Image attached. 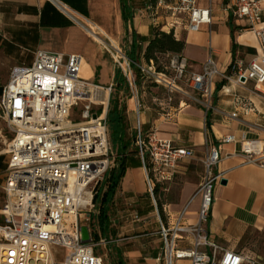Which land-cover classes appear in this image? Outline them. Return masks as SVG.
<instances>
[{
    "label": "built area",
    "instance_id": "built-area-1",
    "mask_svg": "<svg viewBox=\"0 0 264 264\" xmlns=\"http://www.w3.org/2000/svg\"><path fill=\"white\" fill-rule=\"evenodd\" d=\"M156 6L169 11L172 28L180 23L178 13L185 16L188 33L202 32L212 25V7L199 8L197 0H157ZM227 9L235 19L245 22L242 31L257 36L262 56L253 58L246 67L237 61L233 73L228 74L218 67L211 53L202 71H192L188 76L190 87L208 101L214 95L217 77L235 88L249 81L256 86L264 84L262 0H229ZM170 67L175 73L173 78L153 69L143 72L173 93L177 81L185 76L188 62L174 55ZM123 72L132 94L139 98L135 78H130V66ZM113 88L85 78L84 60L77 54L38 51L31 64L11 69L0 97V156L6 163L5 202L0 209V264H107L106 257L97 250L110 241H94L98 215L93 210L95 189L104 181L115 158L108 122ZM99 92L107 97L99 99ZM136 106L134 145L143 164L147 192L155 200L156 185L172 181L180 165L194 152L161 139L157 129L145 132L139 102ZM77 109L80 115L75 121ZM237 142L235 135H228L219 145L208 146L198 189L201 207L197 222H185L184 210L169 226L160 229L165 264L179 260L191 264H257L222 247L205 229L214 190L221 182L216 168L222 160V146ZM241 151L248 162L262 160L264 167V150L258 141H241ZM133 219L138 220L139 215ZM84 227L89 230L90 243L83 242ZM184 241L192 243L175 248L176 243Z\"/></svg>",
    "mask_w": 264,
    "mask_h": 264
},
{
    "label": "crops",
    "instance_id": "crops-1",
    "mask_svg": "<svg viewBox=\"0 0 264 264\" xmlns=\"http://www.w3.org/2000/svg\"><path fill=\"white\" fill-rule=\"evenodd\" d=\"M56 1L75 15L88 18L92 3L97 0ZM110 1L119 7L121 17L120 0ZM138 1L144 0H132L136 6L135 59L145 66L144 53L152 38L153 26L161 25L164 31L174 29L177 39L183 38L187 30L186 24L181 22L172 28L170 17L160 15V8L156 6L155 10H150V2L147 4L145 0V5L138 6ZM228 5L229 0H197L199 8L211 6L213 14L211 26H206L202 32L185 34L183 56L191 72H201L211 53L222 71H228L230 65L237 61H242L246 67L253 58L261 57L259 39L250 31H242L245 22L235 19L227 9ZM262 6L264 20V0ZM76 22L54 0H0V61L8 62V78L14 66L31 64L38 51L66 54L48 44L40 47L43 39L76 32L89 41L87 31ZM230 24L241 28L236 33L238 48L235 58L231 53ZM87 55L92 64L80 55L85 72L87 63L92 69L94 62L90 51ZM115 75L116 72L112 78L105 76L104 85H115ZM89 79H95L93 70ZM224 82L221 77L215 79L214 97L208 109L182 101L180 108H172L174 113H164L155 118L146 111H140L145 132L157 129L161 139L170 140L177 147L191 149L194 155L177 171L183 182L179 202L164 206L162 216L156 201L147 192L138 153L129 157L128 169L114 198L115 214L110 221L113 234L110 235L109 245L113 261L116 262L117 255L123 264H165L161 227L169 226L184 210L185 222H197L201 207L198 189L204 176L208 146L219 145L222 138L235 135L239 142L222 146V160L216 173L227 184H219L214 190V201L205 229L210 238L222 247L238 252L246 259L256 260L257 264H264V167L262 160L248 162L241 151L243 140L258 141L264 150V84L256 86L249 81L246 86L235 88L229 83L223 85ZM133 100H127V117L131 120L134 115L136 124L137 106L134 102V109L131 108ZM234 113H237L235 118L232 117ZM131 137L135 139V134ZM132 143L134 145V141ZM135 214L139 215L138 220L133 219ZM176 264L191 262L179 260Z\"/></svg>",
    "mask_w": 264,
    "mask_h": 264
},
{
    "label": "rangeland",
    "instance_id": "rangeland-1",
    "mask_svg": "<svg viewBox=\"0 0 264 264\" xmlns=\"http://www.w3.org/2000/svg\"><path fill=\"white\" fill-rule=\"evenodd\" d=\"M145 1V0H144ZM144 1H138V6L145 5ZM152 0H146L147 4ZM91 15L88 18H83L76 14L78 21L76 22L79 25L94 27V31L98 34L99 39L93 37L89 33V41H87L84 37L79 35L76 32L67 33L66 35H58L55 37H48L45 40L40 41V47L48 44L49 47L53 48L56 51L63 52L66 54L75 53L77 55L83 56L87 62L92 64L90 57H88L87 52L94 56V62L92 65V70L95 74V79L93 82L104 85L105 76H109L112 78V75L121 68L122 70H128L129 60L126 56V50H128V43L125 39V32L123 22L119 15V7H116L112 4L110 0H97L92 3ZM155 14V13H154ZM159 14L167 17L169 16V11L164 8L159 9ZM177 17L180 19L182 24H186V18L184 15L178 13ZM187 32H184V37ZM171 56H168L169 63L166 64L165 70L167 71V78H173L175 73L173 69L170 67ZM165 63V62H164ZM8 62L0 61V97L3 91V87L7 84L8 78ZM191 72V69L187 67V71L185 72V76L182 80L177 81V88L173 93H170L168 89L162 85L157 87L153 86V81L146 79L143 80L141 89L140 98L134 96L132 94L131 88L129 91H119L120 97L125 98L126 104L127 100L132 98L133 105L131 104V108L134 109V102L136 105L140 104L141 110L146 111L153 115V118L166 113H174L172 108H180L182 101L185 103L198 104L203 105L206 109L210 108L211 101H208L202 94L194 91L188 82V76ZM86 72L84 71V74ZM135 71L132 70V75L130 78H135ZM155 83V82H154ZM157 83V82H156ZM114 90L112 93L111 100L116 97V81L114 80ZM151 84V87L148 85ZM159 84V83H157ZM169 96L172 97V100H169ZM77 114L75 115V121L79 120L80 110L77 109ZM134 113V112H133ZM132 113V114H133ZM128 116V114H127ZM129 118V117H128ZM129 120V119H128ZM131 122V124H130ZM135 118L134 115L131 116V120L128 121V133L130 136L135 134L134 129ZM132 138V137H131ZM132 140H134L132 138ZM133 142V141H132ZM131 142V150L132 155L136 156V147ZM182 165V164H181ZM114 166V160L111 159V167ZM6 170L5 157L0 156V209L5 202V195L3 192V178ZM205 170V168H204ZM180 176L178 174L175 175L174 179L168 183L161 184V192H162V200L168 199L166 205H172L179 202L180 191L183 182H181ZM172 203H169V202ZM169 203V204H168ZM96 206V204L94 203ZM165 205V206H166ZM94 213L99 215L98 206L93 210ZM98 220V219H97ZM1 221V220H0ZM179 247H187L191 243H176ZM97 252L106 257L107 264H113V256L110 254V245L100 247Z\"/></svg>",
    "mask_w": 264,
    "mask_h": 264
},
{
    "label": "trees",
    "instance_id": "trees-1",
    "mask_svg": "<svg viewBox=\"0 0 264 264\" xmlns=\"http://www.w3.org/2000/svg\"><path fill=\"white\" fill-rule=\"evenodd\" d=\"M152 9L155 10L157 0L151 1ZM121 19L124 26L125 39L128 43V50L126 56L129 60L131 70L135 71V83L138 89V96L140 98L143 80L153 81V86L157 87L162 84L143 72V69H153L156 73L166 75V64L169 63L168 56H179L184 58L183 52L186 47L185 37L177 39L174 29L164 31L161 25L152 27V38L150 39L144 53V60L146 65H140L136 62V36L134 29V18L136 14V6L132 4V0H120ZM231 28V41H232V57L235 58L238 44L236 42V33L240 32L241 28L230 24ZM165 62V63H164ZM233 65L228 68L227 73H233ZM116 81V97L111 100L108 122L110 125V140L114 151V166L110 168L105 176L104 181L95 189L94 203L98 206V231L93 235L94 241L106 239L111 241L110 235L113 234L111 229V217L115 214V207L113 206L115 195L119 189L120 183L128 169V159L132 156V150H129L132 140L128 133V117H127V104L125 98L120 97L119 91H129V83L123 70L119 68L115 75ZM155 82V83H154ZM157 82V83H156ZM227 83L224 82L223 85ZM151 84L148 87L152 86ZM164 87V85H162ZM115 87V85H114ZM114 90V88H113ZM113 93V92H112ZM112 97V95H111ZM207 128H210V122L207 121ZM137 152V150H136ZM161 184H157L154 191L155 201L161 216L163 215L164 206L167 204V198L162 200ZM169 202V201H168ZM172 203V202H169ZM168 203V204H169ZM112 255V254H111ZM113 261V260H112ZM113 264H123L120 256L116 255V262Z\"/></svg>",
    "mask_w": 264,
    "mask_h": 264
},
{
    "label": "bare ground",
    "instance_id": "bare-ground-1",
    "mask_svg": "<svg viewBox=\"0 0 264 264\" xmlns=\"http://www.w3.org/2000/svg\"><path fill=\"white\" fill-rule=\"evenodd\" d=\"M56 2V4L70 17H72L74 20L78 21L75 13H73V11H71L69 8H67L66 6H64L63 4L57 2L56 0H54ZM84 29L87 31V33H89L90 35H92L93 37L97 38L100 40L98 34L94 31V27H87V26H83ZM254 35V33H253ZM262 56V55H261ZM85 71V69H84ZM92 74V69L90 68V65L87 63L86 65V73L84 74L85 78H90ZM98 96L100 97L99 99H102L104 97H107V94H104L103 92H99ZM192 243V242H191ZM178 244H175V248H178Z\"/></svg>",
    "mask_w": 264,
    "mask_h": 264
},
{
    "label": "water",
    "instance_id": "water-1",
    "mask_svg": "<svg viewBox=\"0 0 264 264\" xmlns=\"http://www.w3.org/2000/svg\"><path fill=\"white\" fill-rule=\"evenodd\" d=\"M242 81H245V79L242 78ZM220 184L226 185L227 182H226V180H221ZM82 239H83L84 243H90L91 242V236H90V233H89V230L87 227L82 228Z\"/></svg>",
    "mask_w": 264,
    "mask_h": 264
}]
</instances>
